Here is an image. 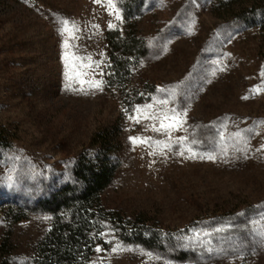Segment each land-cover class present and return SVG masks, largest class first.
I'll use <instances>...</instances> for the list:
<instances>
[{
	"label": "rangeland",
	"instance_id": "1",
	"mask_svg": "<svg viewBox=\"0 0 264 264\" xmlns=\"http://www.w3.org/2000/svg\"><path fill=\"white\" fill-rule=\"evenodd\" d=\"M218 1L0 0V126L12 134L0 150V264H34L53 215L13 211L101 148L117 164L104 206L175 240L148 247L107 226L88 264H264V25ZM112 28L147 46L126 85L108 78ZM171 109L183 124L166 133L144 118ZM98 130L106 145L91 142Z\"/></svg>",
	"mask_w": 264,
	"mask_h": 264
},
{
	"label": "trees",
	"instance_id": "2",
	"mask_svg": "<svg viewBox=\"0 0 264 264\" xmlns=\"http://www.w3.org/2000/svg\"><path fill=\"white\" fill-rule=\"evenodd\" d=\"M238 9L229 14L239 19L264 25V0H238ZM236 1V3L238 2ZM228 4V0H219ZM230 3V2H229ZM235 3H233L234 5ZM214 13L220 16L215 9ZM109 45L110 69L108 78L118 84H127L132 69L147 53L144 38L136 33H122L118 28L106 32ZM108 130H98L91 142L105 144ZM12 144V134L0 126V150ZM117 164L113 162L110 148L95 155L81 154L69 173V180L50 195L37 200L34 206H21L13 211L12 221L27 217L33 210L52 213V221L36 245L34 264H88L96 244L102 242L101 232L111 226L118 239L139 242L148 247H162L174 242V235L151 224L139 216H127L116 209L104 206L101 193L112 181ZM0 239V247L6 244ZM174 254L186 258L187 250L177 248Z\"/></svg>",
	"mask_w": 264,
	"mask_h": 264
},
{
	"label": "snow or ice",
	"instance_id": "3",
	"mask_svg": "<svg viewBox=\"0 0 264 264\" xmlns=\"http://www.w3.org/2000/svg\"><path fill=\"white\" fill-rule=\"evenodd\" d=\"M97 2H99V0H97ZM107 3H108V6L109 7H115L114 4L112 3V0H107ZM116 19L119 20L120 19V16L119 14L117 13L116 14ZM64 30L65 31H68V32H71V30L68 28V21H64ZM109 27H114V25L112 24H109ZM67 42L65 43V47H67ZM67 55V54H66ZM86 59L88 60H91V57H87ZM97 64V66L99 65V62H95ZM92 65L91 64H88V65H84V67H91ZM77 75H87V73H77ZM83 83V81H82ZM93 86L95 87H99L100 86V82L99 81H96ZM247 98V97H245ZM161 103H167V101H160ZM146 108L150 109L152 107V105H146L145 106ZM172 112V115L169 116V114L167 112L164 113L163 117L160 118V117H157V116H151V117H148L147 115H145L144 118H151V119H159L160 120V126L159 128H157L155 125L152 126V130L153 131H156V132H167L169 129H172V128H176L180 125L183 124V119L181 117V115L179 113L176 112L175 109H171L170 110ZM137 112L140 113V109H137ZM134 119H137V122H139V116L138 117H133ZM165 121H171L170 123H165ZM181 141H183L184 138H180ZM141 143H144L146 141H139ZM157 144H160L162 142L160 141H157L156 142ZM98 251H100V249H97Z\"/></svg>",
	"mask_w": 264,
	"mask_h": 264
}]
</instances>
